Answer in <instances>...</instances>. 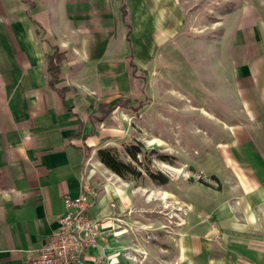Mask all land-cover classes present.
Segmentation results:
<instances>
[{
    "label": "crops",
    "instance_id": "0c3cea01",
    "mask_svg": "<svg viewBox=\"0 0 264 264\" xmlns=\"http://www.w3.org/2000/svg\"><path fill=\"white\" fill-rule=\"evenodd\" d=\"M201 2L218 11L202 30L193 23ZM236 2L0 0V264H24L58 228L64 196L86 187L103 223L88 264H131L126 236L147 254L138 264H264V0ZM53 46L64 53L54 87ZM182 68L202 70L220 119L212 128L233 129L235 173L219 168L218 201L202 220L165 244L136 242L116 221L130 225L146 206H132L128 183L98 151L130 133L132 104L146 109L151 82Z\"/></svg>",
    "mask_w": 264,
    "mask_h": 264
},
{
    "label": "rangeland",
    "instance_id": "374dc122",
    "mask_svg": "<svg viewBox=\"0 0 264 264\" xmlns=\"http://www.w3.org/2000/svg\"><path fill=\"white\" fill-rule=\"evenodd\" d=\"M236 3L239 4V0ZM213 5L211 2L210 6H203L201 2L196 8L200 14L193 21L196 28L202 30L204 20L214 22L218 19V11H213ZM180 61L186 67L185 54L180 55ZM175 72L171 76L168 70L161 85L150 83L143 100L146 104L144 113L138 111L137 102H133L130 133L108 147L117 158L136 169L135 173L119 176L136 196L132 206H146V210L139 215L135 211L132 215L137 221L132 219L130 225L116 221L117 230L129 229L136 242L165 244L166 239L180 235L189 223L202 220L218 201L217 191L222 187L219 168L223 170V178H232L235 173L234 155L229 145L234 140L233 129H215L219 128L220 119L213 113L215 104L204 92L202 70L197 69L193 74L182 68ZM225 141L227 164L219 166L214 155L218 154L219 144ZM139 142L143 144L142 150L133 158L127 150ZM150 173L157 178H151ZM160 174L166 177L165 182ZM121 242L127 244L121 253L123 258L127 252H132L131 264H138V260L146 257L145 250L133 249H137V245L131 244L128 248L129 236Z\"/></svg>",
    "mask_w": 264,
    "mask_h": 264
},
{
    "label": "built area",
    "instance_id": "2783aa9c",
    "mask_svg": "<svg viewBox=\"0 0 264 264\" xmlns=\"http://www.w3.org/2000/svg\"><path fill=\"white\" fill-rule=\"evenodd\" d=\"M64 202L53 236L41 248L27 251L24 264H88V248L98 243L103 224L90 214L94 198L86 187L77 197L66 194Z\"/></svg>",
    "mask_w": 264,
    "mask_h": 264
},
{
    "label": "trees",
    "instance_id": "16d2710c",
    "mask_svg": "<svg viewBox=\"0 0 264 264\" xmlns=\"http://www.w3.org/2000/svg\"><path fill=\"white\" fill-rule=\"evenodd\" d=\"M122 10L124 16L126 15V7L123 2ZM44 33V29L40 27V33ZM53 52L48 56V73L50 76V84L54 87L55 82L59 79L61 75V63L64 59V53L60 51L57 46H53ZM133 149H128L127 152L133 158H136L138 152L142 150L143 144L141 142L133 144ZM98 155L100 160L112 171L117 173L120 176H125L126 172L135 173L136 169L132 167L131 164L125 163L124 161L117 158L112 150L109 148H103L98 151ZM151 178L156 179L157 176L153 173H150ZM161 178H163L162 182H165L167 179L160 174Z\"/></svg>",
    "mask_w": 264,
    "mask_h": 264
}]
</instances>
